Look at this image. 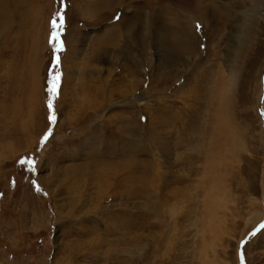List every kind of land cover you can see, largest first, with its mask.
Listing matches in <instances>:
<instances>
[{
  "label": "rangeland",
  "instance_id": "rangeland-1",
  "mask_svg": "<svg viewBox=\"0 0 264 264\" xmlns=\"http://www.w3.org/2000/svg\"><path fill=\"white\" fill-rule=\"evenodd\" d=\"M0 264H264V0H0Z\"/></svg>",
  "mask_w": 264,
  "mask_h": 264
},
{
  "label": "bare ground",
  "instance_id": "bare-ground-1",
  "mask_svg": "<svg viewBox=\"0 0 264 264\" xmlns=\"http://www.w3.org/2000/svg\"><path fill=\"white\" fill-rule=\"evenodd\" d=\"M121 1V0H120ZM164 1H167V0H164ZM159 2H160V0H159ZM207 2V1H206ZM107 3H108V0H107ZM117 3H118V1H117ZM102 6H106V2L105 1H103V2H101L100 3ZM213 4V3H212ZM215 5V4H214ZM201 6H203V5H201ZM204 6H206V5H204ZM216 6V5H215ZM165 7V6H164ZM163 7V8H164ZM218 7V6H217ZM203 8V7H202ZM165 9V8H164ZM217 9V8H216ZM203 10H205V9H203ZM213 10V9H212ZM210 11V10H209ZM220 11V10H219ZM224 11H226V10H224ZM214 12V11H213ZM215 13V12H214ZM226 13V12H225ZM213 14V13H212ZM211 14V15H212ZM222 14V13H221ZM217 15V14H216ZM195 16V15H194ZM198 16H199V14H198ZM197 16V17H198ZM200 16H202V14L200 15ZM208 16V15H207ZM213 17V16H212ZM222 17V16H221ZM174 21H176V20H174ZM179 21H180V19H179ZM177 23V22H176ZM190 23H192V20H190L189 21V19H188V21L186 20V21H184V23H181L180 24V22H178L177 23V25H178V29L176 30V37H177V40L179 41V43H180V40H183L182 38H184V34H186V30H188L187 29V27H189L190 28ZM37 43V42H36ZM181 43H182V41H181ZM182 45L184 46V42L182 43ZM181 45V46H182ZM185 47V46H184ZM186 48V47H185Z\"/></svg>",
  "mask_w": 264,
  "mask_h": 264
},
{
  "label": "snow or ice",
  "instance_id": "snow-or-ice-1",
  "mask_svg": "<svg viewBox=\"0 0 264 264\" xmlns=\"http://www.w3.org/2000/svg\"><path fill=\"white\" fill-rule=\"evenodd\" d=\"M53 26L55 27V23H53ZM49 110H50V115H49V120H54L55 119V116L51 114V110H52V104L51 102H49Z\"/></svg>",
  "mask_w": 264,
  "mask_h": 264
}]
</instances>
